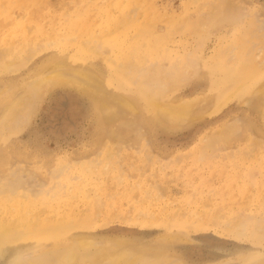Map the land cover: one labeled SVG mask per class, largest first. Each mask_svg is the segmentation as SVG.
<instances>
[{"label":"rangeland","instance_id":"1","mask_svg":"<svg viewBox=\"0 0 264 264\" xmlns=\"http://www.w3.org/2000/svg\"><path fill=\"white\" fill-rule=\"evenodd\" d=\"M0 223V264H264V0H0Z\"/></svg>","mask_w":264,"mask_h":264},{"label":"bare ground","instance_id":"2","mask_svg":"<svg viewBox=\"0 0 264 264\" xmlns=\"http://www.w3.org/2000/svg\"><path fill=\"white\" fill-rule=\"evenodd\" d=\"M54 65V64H53ZM57 65V64H56ZM55 66V65H54ZM59 66V65H58ZM61 66V65H60ZM50 68V67H49ZM56 68V67H55ZM252 68V67H251ZM57 69V68H56ZM61 69H62V66H61ZM51 70V71H50ZM49 71H50V75H53L52 77L53 78H55L54 76H56V75H60L58 72H55L53 69H50ZM82 70V69H81ZM48 71V70H47ZM247 71V70H246ZM253 73V72H252ZM81 74V73H80ZM63 74H61V76H62ZM82 75V77L84 78V79H86V81H89V82H91V78H90V76L88 75V74H86V73H82L81 74ZM60 76V77H61ZM230 76V75H229ZM44 77V76H43ZM46 77V76H45ZM48 77H49V75H48ZM69 76H67L66 77V80H68L69 78H68ZM42 78V77H41ZM68 78V79H67ZM238 78V77H237ZM76 79V78H75ZM242 79V78H241ZM71 80V79H70ZM69 80V81H70ZM58 81V80H57ZM61 81V80H60ZM63 81V80H62ZM72 81V80H71ZM70 81V83H73V82H71ZM66 82V81H65ZM75 82H76V80H75ZM73 83V84H75V85H78L77 83ZM78 82L81 84V81H79L78 80ZM34 83V82H33ZM43 83V82H42ZM88 83V82H87ZM86 85V84H85ZM241 85V84H240ZM80 87V86H79ZM85 87V86H84ZM89 87V86H88ZM87 88V87H86ZM87 90V89H86ZM89 90V89H88ZM228 94H230V92L228 93ZM22 98V97H21ZM123 100V99H122ZM125 100V99H124ZM154 106H155V108L156 107H158V108H161V109H163L164 110V112L166 113V115L168 114V115H178V116H182V115H184V114H187L186 112H187V106L185 105V107H175V106H172V105H165V106H161V105H158V103L157 102H154V104H153ZM107 113L108 112H110L109 111V109H108V111H106ZM106 112H105V114H106ZM183 118V117H182ZM33 216V215H32ZM31 216V217H32ZM26 224V223H25ZM24 224V225H25ZM20 225V224H19ZM35 225H37V224H35ZM34 225V226H35ZM17 226V225H16ZM19 227V226H18ZM28 227V226H27ZM27 227H25L24 229H27ZM16 228V227H15ZM31 230V229H30ZM17 230L15 229V230H13V229H11V227H9V226H4V225H2L1 223H0V240L2 239V238H4L5 236H10V235H13L15 232H16ZM28 232V231H27ZM17 233V232H16ZM18 234V233H17ZM79 236V235H78ZM83 236V235H82ZM92 240V239H91ZM91 240H87V239H83V240H79L78 242H77V244H76V246H78V247H82V248H86V249H89L90 247H92V246H94L95 245V243L94 242H92ZM71 243V242H70ZM120 242H117L116 241V243L115 244H119ZM114 244V245H115ZM122 244V243H121ZM121 244H120V246H121ZM71 245V244H70ZM75 246V247H76ZM119 246V247H120ZM70 247H74V246H70ZM100 248V247H99ZM114 250L113 251H111V250H109V251H111V252H108V250H106L108 253H109V255L108 256H105V253L104 252H101V253H99L98 254V262L96 263V264H152V263H149V262H146V261H144V262H142L141 260H142V258H141V256L140 255H138V254H134L133 252H131V251H129V249L127 250V249H125L123 252L122 251H120V248H117L116 246H115V248H113ZM116 249V250H115ZM117 249H119V250H117ZM136 249V248H135ZM98 252V251H97ZM46 253V252H45ZM103 253H104V255H103ZM48 254V253H47ZM80 252L79 253H77L76 251H74L73 249L72 250H70V251H68L66 254H64V253H61L60 255H59V257H61L60 259L61 260H63L62 262H73L74 264H83L82 263V260H81V258L79 257L80 255ZM56 259V258H55ZM91 259V258H90ZM261 260V259H260ZM28 261V260H27ZM41 261V260H40ZM42 262V261H41ZM40 262V263H41ZM48 262H50V261H48ZM157 262V261H156ZM256 262V261H255ZM259 262V261H258ZM257 262V263H258ZM25 263V262H24ZM88 263V262H87ZM256 263V264H257ZM17 264H20L19 262L17 263ZM28 264H36V262L34 263V262H30V263H28ZM154 264V263H153ZM252 264V263H251ZM255 264V263H254Z\"/></svg>","mask_w":264,"mask_h":264}]
</instances>
